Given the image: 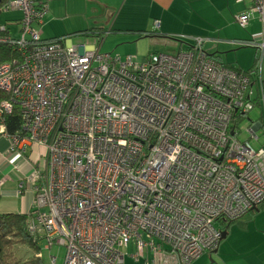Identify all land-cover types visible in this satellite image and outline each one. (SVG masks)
<instances>
[{"label":"built area","instance_id":"2783aa9c","mask_svg":"<svg viewBox=\"0 0 264 264\" xmlns=\"http://www.w3.org/2000/svg\"><path fill=\"white\" fill-rule=\"evenodd\" d=\"M48 1L9 0L1 9L22 17L16 35L0 24V46L13 52L0 57L8 94L0 118L17 105L21 129L9 135L1 125L0 133L11 152L44 149L28 178L29 233L63 246L62 264H124L131 242L138 255L149 247L178 264L216 251L219 223L264 203L263 149L239 139L234 125L254 105L250 81L260 66L224 65L202 38L140 60L45 40ZM249 3L235 21L244 28L257 16L261 39L242 44L264 53V0Z\"/></svg>","mask_w":264,"mask_h":264},{"label":"crops","instance_id":"0c3cea01","mask_svg":"<svg viewBox=\"0 0 264 264\" xmlns=\"http://www.w3.org/2000/svg\"><path fill=\"white\" fill-rule=\"evenodd\" d=\"M249 4V0H49V10L39 30L52 23L59 28L52 33H58L56 35L63 37L65 43L81 50L98 48L92 44H74L69 35H97L100 38L112 30L126 29L137 35V40L146 38L150 44H162L167 38L177 42L179 48L181 44L183 48L192 45L194 38H202V49L224 65L240 70H250L259 65V76L251 75L250 81L252 109L256 110L252 115L249 111L240 116L239 121H246V136L240 139L249 140L253 147L262 148L264 152V93L261 94L264 53L242 44L247 40L261 39V24L255 14H250L244 28L235 21L236 15L246 12ZM71 17H77V25H67ZM156 20L158 28L154 30ZM176 36L182 39L178 40ZM251 128L256 137L247 130ZM28 151V155L27 152H11L9 139L0 136V212L27 213L32 206L34 193L28 178L36 163L42 161L37 157L44 149L33 145ZM20 183H23L21 189ZM220 226L226 232L218 249L203 253L187 264H264V203L227 226ZM177 260L165 251L149 247L138 255L132 242L123 249L124 264H178ZM56 262L57 257L54 264ZM49 264L52 263L49 261Z\"/></svg>","mask_w":264,"mask_h":264},{"label":"rangeland","instance_id":"374dc122","mask_svg":"<svg viewBox=\"0 0 264 264\" xmlns=\"http://www.w3.org/2000/svg\"><path fill=\"white\" fill-rule=\"evenodd\" d=\"M117 10V9H116ZM116 13V11H115ZM22 13L15 10H1L0 12V24H4L9 28V34L16 35L20 28V23L17 21ZM22 17V16H21ZM77 17H71L66 23L67 25H77ZM18 22V23H17ZM44 25V24H43ZM42 25V26H43ZM241 27V26H240ZM73 28V27H72ZM116 29V28H115ZM59 30L54 24L44 25L43 28H40L39 34L41 38H49V37H59L58 33H52ZM130 33V36L129 34ZM55 34V35H53ZM57 34V35H56ZM63 34V33H60ZM67 35V34H64ZM63 36V35H62ZM174 37V36H173ZM68 38H71L74 44H83L88 45L92 44L93 46L98 48V51L104 53H111L114 55H119L124 57L125 55H135L137 59H142L147 52H161L167 54H174L178 51L179 47L177 46V42L165 38V43L162 44H150L149 39L139 38L135 34H131L129 30H112L108 34L101 35L100 38L96 36H86V35H69ZM178 40L182 39V37H177ZM99 40V42H98ZM236 51V50H235ZM256 109H250L249 115H252ZM237 127L240 129L237 133V137L240 139L245 137L244 128L246 127V121L242 119L237 124ZM29 151L27 150V155ZM41 166L43 165V161L40 162ZM221 224V223H219ZM223 225V224H221ZM39 249L38 254L42 255V259L44 264H49L50 256H57L56 264H62L63 255L65 252V248L63 246H51L47 247L46 239H41L37 243ZM32 249L27 247L26 245H16L15 254L21 261L27 260L32 254ZM30 255V256H28ZM51 263V262H50Z\"/></svg>","mask_w":264,"mask_h":264},{"label":"trees","instance_id":"16d2710c","mask_svg":"<svg viewBox=\"0 0 264 264\" xmlns=\"http://www.w3.org/2000/svg\"><path fill=\"white\" fill-rule=\"evenodd\" d=\"M8 1L9 0H0V12L2 7L5 6ZM1 33L0 35H2ZM56 38L59 37H53L49 39ZM1 47L4 48V50ZM186 48H188V46H184L183 48V45L181 44L179 49ZM2 51L7 53L5 54ZM0 52L3 54L2 55L0 53L2 59H9L11 55H13V52L10 48H5L3 46H0ZM7 97V93L0 91V102L2 99ZM239 118L240 116L234 120V125L236 128H238L237 124ZM1 125L4 126L5 134L12 135L20 133V110L17 105L14 104L12 111L8 114H4L2 118H0V126ZM27 222L28 213L0 212V264H44L42 257L38 256L39 247L37 243L39 238L29 233ZM230 222L232 221L223 220L222 224L227 226L230 224ZM16 245H26L27 247L31 248L33 251L32 255L27 260L21 261L20 258H18L15 254Z\"/></svg>","mask_w":264,"mask_h":264},{"label":"bare ground","instance_id":"6f19581e","mask_svg":"<svg viewBox=\"0 0 264 264\" xmlns=\"http://www.w3.org/2000/svg\"><path fill=\"white\" fill-rule=\"evenodd\" d=\"M48 10H49V9H48ZM45 15H46V14H45ZM17 21H18V20H17ZM17 23H18V22H17ZM0 33H1V32H0ZM1 34L3 35V33H1ZM3 47H4V46H3ZM1 48H2V47H1ZM2 49L4 50V48H2ZM6 50H7V49H6ZM6 50H5V51H6ZM5 51H2V52H4V53L6 54L7 52H5ZM7 51H8V50H7ZM0 53H1V52H0ZM1 54H2V53H1ZM1 54H0V55H1ZM8 54H9V53H8ZM2 55H3V54H2ZM0 57H1V56H0ZM251 69H252V68H251ZM29 210H30V209H29ZM29 210H28V211H29ZM36 251H37V250H36ZM36 256H37V255H36ZM41 257H42V255H41Z\"/></svg>","mask_w":264,"mask_h":264},{"label":"water","instance_id":"95a60500","mask_svg":"<svg viewBox=\"0 0 264 264\" xmlns=\"http://www.w3.org/2000/svg\"><path fill=\"white\" fill-rule=\"evenodd\" d=\"M173 39H176V38H173ZM225 230L224 231H222V238L225 236Z\"/></svg>","mask_w":264,"mask_h":264}]
</instances>
